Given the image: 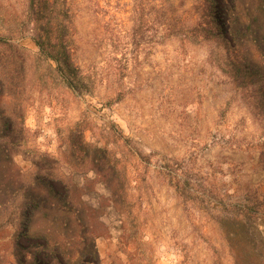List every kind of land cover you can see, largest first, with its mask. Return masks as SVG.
I'll return each instance as SVG.
<instances>
[{
    "label": "rangeland",
    "instance_id": "374dc122",
    "mask_svg": "<svg viewBox=\"0 0 264 264\" xmlns=\"http://www.w3.org/2000/svg\"><path fill=\"white\" fill-rule=\"evenodd\" d=\"M235 1L249 62L264 47V0ZM30 2L0 0V131L19 129L0 141V203L16 195L7 205L28 238L86 255L93 238L100 264L257 263L264 96L233 82L221 42L192 31L196 0H55L78 90L35 44ZM30 188L40 197L27 206ZM238 199L259 209L249 238L233 234ZM5 214L0 264L14 232Z\"/></svg>",
    "mask_w": 264,
    "mask_h": 264
},
{
    "label": "trees",
    "instance_id": "16d2710c",
    "mask_svg": "<svg viewBox=\"0 0 264 264\" xmlns=\"http://www.w3.org/2000/svg\"><path fill=\"white\" fill-rule=\"evenodd\" d=\"M228 1L230 6H226L224 0H196L192 8L194 19L192 31L205 41L221 42L226 51L228 67L233 82L241 88L258 87L261 95L264 96V74L258 64L260 63L261 65L262 63L260 52L264 47L263 45L259 47L256 44L259 49L255 50V55H252V58L250 57L249 62L244 53L236 49L233 37L236 31L241 29H238V26H244L239 23L236 13V1ZM30 3L33 15H35L31 19L36 27L35 33H33L35 44L48 59L54 62L57 73L62 77L66 85L78 90L83 83V76L74 62L73 48L63 34V30L66 27L65 23L53 17L56 9L55 0H37V10L33 6L34 0H31ZM42 24L43 35L37 31L38 26ZM4 41L6 40L0 36V42ZM251 60L256 62L253 63ZM18 132L19 129L14 128L0 131V141L5 139L8 140L9 145H13L16 142ZM80 138L82 137L80 136ZM3 150L0 152H4ZM31 189L22 192V202L27 203V206L28 201H32L36 196H39ZM65 196H68V194ZM14 197L6 199L2 204L0 203V211L4 210L6 212V220L10 221L9 225L11 227H14V232L10 233L8 239L11 247V260L8 264H100L94 248L93 238L90 241L92 249L87 255L82 252L73 254L70 244L67 245L45 234H43L42 242L29 239L27 226L20 221L19 215L16 217V207L9 208V205H7L8 203L10 204L8 201H12ZM255 202L257 201L255 200ZM253 204L254 201L250 199H247V201L238 199L232 205V211L229 215H233L232 224L235 225L233 234L251 237L252 225L255 224V217L258 216L259 210L258 206H256L257 203L256 205ZM16 220H19V222L14 223ZM259 255L257 263L252 260L244 261L237 257L235 264H264V252Z\"/></svg>",
    "mask_w": 264,
    "mask_h": 264
}]
</instances>
